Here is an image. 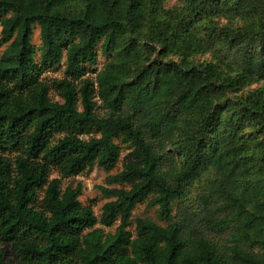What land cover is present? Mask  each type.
Wrapping results in <instances>:
<instances>
[{"label":"trees","instance_id":"trees-1","mask_svg":"<svg viewBox=\"0 0 264 264\" xmlns=\"http://www.w3.org/2000/svg\"><path fill=\"white\" fill-rule=\"evenodd\" d=\"M163 1L0 0V264L6 247L17 264H264V170L235 131L254 119L264 141V90L226 96L264 80V0ZM117 138L132 157L97 186L98 217L62 179L112 171ZM144 201L157 221L132 230Z\"/></svg>","mask_w":264,"mask_h":264},{"label":"rangeland","instance_id":"rangeland-1","mask_svg":"<svg viewBox=\"0 0 264 264\" xmlns=\"http://www.w3.org/2000/svg\"><path fill=\"white\" fill-rule=\"evenodd\" d=\"M164 8H171L174 6H179L182 4V0H164L163 1ZM225 21H231L232 25H238L243 22L242 17H238L235 20L234 19H227ZM224 22V20H222ZM221 22V23H222ZM227 23V22H226ZM1 30V27H0ZM39 26L34 27L33 31V36H32V42L39 47L40 46V35H39ZM200 34L203 35V31H200ZM4 45H0V55L2 54ZM211 50H207L203 54H197L196 56L189 58L188 60L192 61H208V60H213L217 61L219 58L218 54H213L210 52ZM213 55V56H212ZM154 57V54H149V55H143L142 57V62H148ZM166 58H174L179 61V59H182L178 56H173L172 54H168ZM107 58L103 57L100 55L97 58V61L94 65L88 66L89 71H92L93 69H99L102 67V65L106 62ZM226 63V62H225ZM227 64V63H226ZM226 64H221L224 68H226ZM220 67V66H219ZM64 71V64L62 62V65L59 67H56L54 70H50L49 72L44 73L42 76L45 78L46 82H50L52 78H58L62 76V73ZM245 88V89H244ZM234 93L227 92L226 96L228 97H238L242 91H247V90H252V89H259V90H264V80L258 81V82H253L249 84L248 86L244 87ZM50 98L52 100H60V98L56 95V93L51 90L50 91ZM259 124L254 120H247L244 119L243 124L240 125L238 128L235 129V131L243 137V141H245V150L242 153V155L247 158V162L249 163V166L253 169L255 174H258L263 168H261L262 163L264 162V141L262 134L258 131ZM116 143L120 146L121 148V155L119 158V161L116 165V167L110 171V172H105L101 168L95 166L91 171L89 172H83L73 178H63L62 179V186L65 187L69 184H72L75 186L77 183H81L84 186V190L79 197L80 201L82 204L85 205H91L94 209V213L96 216L99 217L100 212H101V207L102 205L112 199V197H107L104 196L101 191L97 188L98 185H106L105 183V178L106 176L110 174H115L119 172L123 164L131 159V151L132 148L130 146V143L123 138H117ZM57 176L56 172H53L51 177ZM203 179V178H202ZM198 180L194 182L191 187H190V192H191V200L189 202H185L189 208H194L195 207V200L196 196L201 190L202 184L206 182V180ZM111 186H117V187H125L128 188L129 185H111ZM147 201H144L142 203H139L136 208L133 211V216H132V224L131 228L134 230L135 228V219L139 217H144V218H152L153 220L157 221V214H156V208H149L146 206ZM178 207L174 209V212H177ZM117 223L114 224L112 227H106L101 224H98L97 227H100L104 229L105 232H113ZM6 258L10 259L13 261V264H17V262L14 260V257L12 255V249L10 247H6Z\"/></svg>","mask_w":264,"mask_h":264}]
</instances>
